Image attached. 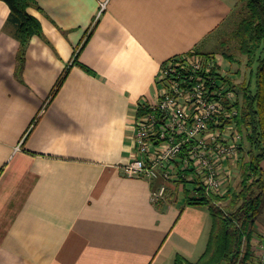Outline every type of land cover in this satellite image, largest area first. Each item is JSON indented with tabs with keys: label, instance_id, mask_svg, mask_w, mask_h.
<instances>
[{
	"label": "crops",
	"instance_id": "1",
	"mask_svg": "<svg viewBox=\"0 0 264 264\" xmlns=\"http://www.w3.org/2000/svg\"><path fill=\"white\" fill-rule=\"evenodd\" d=\"M241 1L34 0L27 11L41 34L20 66L16 26L0 0V264L200 256L211 218L206 206L187 204L182 178L153 202L151 182L121 166L133 157L138 104L154 98L163 62L194 50L223 58L214 37L238 23ZM257 216L264 227L263 208Z\"/></svg>",
	"mask_w": 264,
	"mask_h": 264
},
{
	"label": "built area",
	"instance_id": "2",
	"mask_svg": "<svg viewBox=\"0 0 264 264\" xmlns=\"http://www.w3.org/2000/svg\"><path fill=\"white\" fill-rule=\"evenodd\" d=\"M222 66L221 57L194 51L171 57L161 65L154 98L138 104L133 157L121 170L149 180L153 202L180 178L206 195L221 194L235 174L242 134L233 121L237 94ZM254 228L236 264H264V227Z\"/></svg>",
	"mask_w": 264,
	"mask_h": 264
},
{
	"label": "trees",
	"instance_id": "3",
	"mask_svg": "<svg viewBox=\"0 0 264 264\" xmlns=\"http://www.w3.org/2000/svg\"><path fill=\"white\" fill-rule=\"evenodd\" d=\"M3 1L10 8L8 22L16 26V36L20 42L18 60L22 66L29 39L34 34H41L39 21L27 11L34 0ZM243 1L242 14L231 33L236 41V49L248 58L247 65L257 63L256 71H251V77L255 74V85H252L251 79L242 81L238 85L242 91L241 99L237 96L231 104L238 109L233 121L250 147L249 157L244 159L241 156L244 142L241 138L239 182L232 185L230 179L221 194L206 195L202 187L182 178L185 201L187 204L206 206L211 226L205 249L197 260L189 261L177 254L175 264H236L243 238L251 239L255 231L252 223L264 195V0ZM194 52L205 57L215 55L202 54L197 50ZM222 55L226 59H234L233 54L223 52ZM66 74L67 70L59 78L53 93L61 86ZM223 79L232 84L229 77L223 76ZM189 184L193 186L194 193L186 188Z\"/></svg>",
	"mask_w": 264,
	"mask_h": 264
},
{
	"label": "rangeland",
	"instance_id": "4",
	"mask_svg": "<svg viewBox=\"0 0 264 264\" xmlns=\"http://www.w3.org/2000/svg\"><path fill=\"white\" fill-rule=\"evenodd\" d=\"M243 3H244V1H241L240 5H238L239 7L237 8V10L242 8ZM237 16L238 15H236L235 17H237ZM233 22H235V18H233ZM235 27H236V25L230 21L229 24L227 25V27L225 28L226 31L222 34V36L218 37L217 39H216V37H214L215 40L217 41V46H216L217 50H215V51H217L218 53L224 52L227 54H233V58H234L233 60H229V59H226L225 57H223V58L221 57L222 63H223V66L221 67V69L223 70L225 76L229 77L231 79V81H232L231 83H232V85L236 91V94H237L238 98L241 99L242 91L239 89L238 85L242 81L248 82L249 79L252 80V85H255V82H254L255 74H252V77H251V71H252V69H254V71H256L257 63L256 64L251 63V64L247 65L248 64V58L245 55L241 54L236 49V41H235V39L231 33ZM221 41H223L222 45L219 44ZM242 141H244V142H243V150L241 152V156H243L244 159H248V157H249L248 150L250 147H249V145H248V143L245 140L243 135H242ZM239 175H240V166L238 165L237 170L235 171V174L233 176H231L232 185L238 184ZM260 208H263V212H264V200L260 204ZM256 220H258L257 214H256V217H255L253 223H252L253 227H256ZM261 221H262V219H261ZM196 260H197V258L192 259V261H196Z\"/></svg>",
	"mask_w": 264,
	"mask_h": 264
}]
</instances>
